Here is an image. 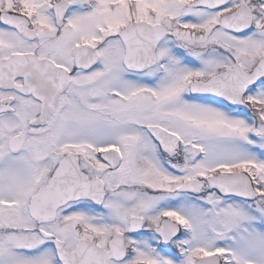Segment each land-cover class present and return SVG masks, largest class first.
<instances>
[{
  "label": "snow or ice",
  "instance_id": "6c2138e0",
  "mask_svg": "<svg viewBox=\"0 0 264 264\" xmlns=\"http://www.w3.org/2000/svg\"><path fill=\"white\" fill-rule=\"evenodd\" d=\"M0 264H264V0H0Z\"/></svg>",
  "mask_w": 264,
  "mask_h": 264
}]
</instances>
